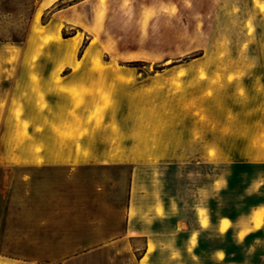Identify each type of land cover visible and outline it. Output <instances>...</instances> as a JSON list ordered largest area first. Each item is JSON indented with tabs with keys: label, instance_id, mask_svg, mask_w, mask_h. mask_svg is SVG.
I'll return each instance as SVG.
<instances>
[{
	"label": "crops",
	"instance_id": "obj_1",
	"mask_svg": "<svg viewBox=\"0 0 264 264\" xmlns=\"http://www.w3.org/2000/svg\"><path fill=\"white\" fill-rule=\"evenodd\" d=\"M87 1L39 2L38 27L59 41L32 38L34 14L22 46L0 44V264H264V173L233 189L223 117L213 135L197 90L115 65L92 39L98 0L79 15ZM232 64L239 80H264V57ZM247 154L264 163V150Z\"/></svg>",
	"mask_w": 264,
	"mask_h": 264
},
{
	"label": "rangeland",
	"instance_id": "obj_2",
	"mask_svg": "<svg viewBox=\"0 0 264 264\" xmlns=\"http://www.w3.org/2000/svg\"><path fill=\"white\" fill-rule=\"evenodd\" d=\"M40 1L0 0V44L23 45ZM95 3L97 0L82 4L79 15L90 19ZM243 5L247 11H242ZM255 9L263 12L264 0H98L96 22L101 28L92 34L95 43L100 38L107 40L115 65L143 79L154 76L155 83L173 93L197 90L191 103L204 100L208 117L194 115L207 120L213 135L217 112L223 117V168L232 170L235 190L248 185L253 174L264 173V163L243 160L249 157V147L264 150V80H239L241 66L232 64L234 57H264V33ZM47 17L42 15L43 20ZM80 23L89 30L95 26L85 20ZM123 50L142 52L151 60L126 62L119 54ZM223 59L228 62L222 64ZM90 71L97 69L91 67ZM249 133L257 136L250 146L227 139Z\"/></svg>",
	"mask_w": 264,
	"mask_h": 264
},
{
	"label": "bare ground",
	"instance_id": "obj_3",
	"mask_svg": "<svg viewBox=\"0 0 264 264\" xmlns=\"http://www.w3.org/2000/svg\"><path fill=\"white\" fill-rule=\"evenodd\" d=\"M101 2L103 0H100ZM40 12H41V7L38 8V10L36 11L35 13V17H34V27H33V36L32 38L35 39V40H38L39 42L42 41L43 43H47L48 41H59L60 38L58 37V35H54V36H46L44 35V31L43 29L39 28L38 27V24H39V16H40ZM174 13V12H173ZM97 14H96V20H97ZM247 24V23H246ZM248 26V25H247ZM251 26V25H250ZM252 29V28H251ZM96 30H94L93 34H96L95 33ZM95 43V42H94ZM90 53L89 50H86V53H85V57L88 56ZM136 58L138 60H142V61H149L151 60L150 58H148L147 56H145L142 52H140V54L138 56H136ZM78 69V67H77ZM115 71V70H114ZM133 80V79H131ZM130 83V82H129ZM81 95V93H80ZM78 97V96H77ZM81 97V96H80ZM82 99V98H81ZM82 101V100H81ZM85 133V132H84ZM81 145V144H80ZM116 155V154H115ZM114 155V157H115ZM112 156V155H111ZM111 158V157H110ZM120 159V158H119ZM111 160H114V158H112ZM84 161V160H83ZM127 161V160H126ZM82 162V161H81ZM117 162V161H116ZM29 163V162H28ZM70 163V162H68ZM114 163V162H113ZM38 164V163H36ZM71 164V163H70ZM40 165V164H39ZM133 211V210H132ZM133 214V213H132Z\"/></svg>",
	"mask_w": 264,
	"mask_h": 264
}]
</instances>
